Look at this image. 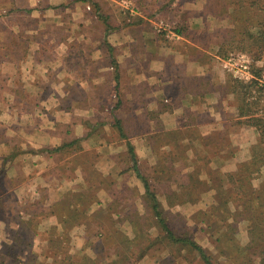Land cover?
<instances>
[{
	"label": "rangeland",
	"instance_id": "374dc122",
	"mask_svg": "<svg viewBox=\"0 0 264 264\" xmlns=\"http://www.w3.org/2000/svg\"><path fill=\"white\" fill-rule=\"evenodd\" d=\"M171 3L177 15L163 18ZM138 24L147 38H185L215 55L237 111L257 98L264 105V0H0V264H204L190 245L171 241L161 221L212 264H264V143L246 118L226 119L232 128L192 144L195 131L157 133L145 113H120L117 83L106 111H53L60 48L73 46L76 57L77 44L86 52L110 40V30ZM241 57L248 79L238 70ZM39 58L55 66L48 95L36 98L26 78ZM109 70L117 81L116 64ZM37 102L47 112L26 111ZM39 124L42 132L32 130ZM94 129L110 147L81 142ZM63 136L77 140L48 143ZM110 148L128 170L104 177L98 163ZM24 154L34 176L47 165L49 190L40 189V175L38 191L15 190L13 164Z\"/></svg>",
	"mask_w": 264,
	"mask_h": 264
},
{
	"label": "crops",
	"instance_id": "0c3cea01",
	"mask_svg": "<svg viewBox=\"0 0 264 264\" xmlns=\"http://www.w3.org/2000/svg\"><path fill=\"white\" fill-rule=\"evenodd\" d=\"M173 4L161 11L163 18L169 13L177 15ZM175 18L170 17V20L175 21ZM124 28L120 31L110 30L109 33H113L110 40L108 38L106 41L92 42L86 52L81 51L84 46L81 48L74 43L78 46L74 47L79 48L76 57H71L70 49L73 46L60 48L57 58L58 104L53 111L70 112L69 107L77 114L106 111L108 103L111 104V94L117 83L119 99L117 110L121 111L120 113L125 111L145 113L147 117L144 124H148L155 132L195 131L198 133L196 138L187 136V141L192 144L197 142L195 141L197 139L202 140V137L209 136L213 131H220L227 123L228 127L232 128L233 125L226 119L240 121L246 118L239 116L237 107L231 105L232 94L228 83L226 88V74L217 62L212 60L215 55L213 56L203 45L185 38L173 39L172 42L165 41L154 32L147 38L140 24ZM180 34L183 36V32ZM36 54L40 56V53ZM113 63L116 64L117 81L114 80L113 72L109 70ZM54 66V62L47 64L43 58L37 59V63L31 66L32 69L26 79L34 97L48 95L45 80L48 77L53 79ZM67 99L69 100L66 109ZM26 111L47 112L46 107L39 102L29 105V108L27 106ZM108 127L111 128L110 123H107L104 129ZM43 128L44 126L39 124L32 130L42 132ZM78 128L83 129L80 126ZM141 136L144 135L134 138ZM41 137H45L44 133ZM64 137L50 139L48 143L67 144L77 140L73 138V142L72 140L66 142ZM79 139L84 143L89 141L90 146L105 140L106 146H111L109 139H99L97 129H94L93 135L88 138ZM39 158L48 161L44 153H41ZM27 160L28 155L24 154L17 157L13 164L14 181L20 180V183L15 185V190L38 191L37 175L41 177L40 189L49 190L50 170L45 169L47 165L39 168L38 172L36 170L34 176L32 172L24 169ZM98 164L102 165V170L99 169L104 177L118 176L128 170V167L123 168L115 150L103 154Z\"/></svg>",
	"mask_w": 264,
	"mask_h": 264
},
{
	"label": "trees",
	"instance_id": "16d2710c",
	"mask_svg": "<svg viewBox=\"0 0 264 264\" xmlns=\"http://www.w3.org/2000/svg\"><path fill=\"white\" fill-rule=\"evenodd\" d=\"M178 33H181L180 31H177ZM264 39V38H263ZM245 87V93H244V98L247 97L253 98V94H251V89H253L255 86L254 85H246ZM255 92H259V90L256 88ZM258 113L257 117H254ZM238 114L239 116L246 117V120L248 122V125L250 126H255L260 135V144L264 143V105H261L259 103L258 98L255 100H250L249 103L242 104V106L238 107ZM258 146V145H257ZM131 150V149H130ZM134 170L136 171V166L134 165ZM155 213L157 216H159L157 207H154ZM163 229L167 232L168 237L171 239L173 242H182L190 245L191 248L195 252H197L198 256L201 258L204 264H212L208 257L204 254V251L195 243L190 240H177L174 238L173 234L170 232L169 228L167 225L161 221L160 222Z\"/></svg>",
	"mask_w": 264,
	"mask_h": 264
},
{
	"label": "built area",
	"instance_id": "2783aa9c",
	"mask_svg": "<svg viewBox=\"0 0 264 264\" xmlns=\"http://www.w3.org/2000/svg\"><path fill=\"white\" fill-rule=\"evenodd\" d=\"M233 62L232 59L228 60V63ZM233 65H236L235 63H233ZM249 61L248 60H244L242 57L240 59V63L238 64V70L239 72L243 73L245 75V79H248L249 76Z\"/></svg>",
	"mask_w": 264,
	"mask_h": 264
}]
</instances>
